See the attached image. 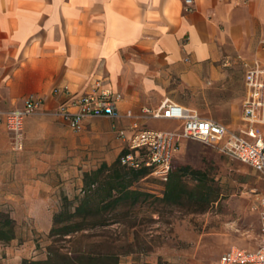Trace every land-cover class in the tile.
Wrapping results in <instances>:
<instances>
[{"label":"crops","instance_id":"obj_1","mask_svg":"<svg viewBox=\"0 0 264 264\" xmlns=\"http://www.w3.org/2000/svg\"><path fill=\"white\" fill-rule=\"evenodd\" d=\"M263 36L264 0H0V111L22 108L30 95L56 109L100 85L122 95L117 123L126 127L129 110L164 101L192 108L182 94L193 91L227 109L237 104L240 118L229 122L240 127L246 67L230 59L264 67ZM104 122L113 128V119ZM0 127L3 149L13 150ZM88 133L100 132L86 127L80 135ZM85 157L77 162L86 168Z\"/></svg>","mask_w":264,"mask_h":264},{"label":"rangeland","instance_id":"obj_2","mask_svg":"<svg viewBox=\"0 0 264 264\" xmlns=\"http://www.w3.org/2000/svg\"><path fill=\"white\" fill-rule=\"evenodd\" d=\"M234 58L230 61L246 67L245 58ZM182 95L200 116L221 120L217 117L221 115L231 129L239 128L229 122L231 116L237 121L240 118L237 104L227 109L193 91ZM28 119L21 150L3 149L0 127V212L14 219L16 234L10 241L0 240V264L45 259L52 247L72 254L75 249L93 255L113 254L119 264H219L220 255L231 246L257 245L264 179L249 164L193 139L181 142L173 166L190 165L206 171L209 183L217 189L216 200L166 204L161 200L165 183L148 174L133 186L148 193L147 197L133 205L129 200L121 202L105 211L104 224L57 240L50 235L51 209H59L65 196L75 200L84 187L85 169L112 165L120 157L121 144L112 126L104 122L106 116L87 119L80 131L50 108L38 110ZM181 124L168 119L148 121V126L161 129H176ZM86 127L100 133H88L84 138L80 132ZM8 139L11 143L9 131ZM81 144L87 148H80ZM81 152L86 156V168L77 162ZM11 158L20 160L10 164ZM186 179L189 186L196 183Z\"/></svg>","mask_w":264,"mask_h":264},{"label":"built area","instance_id":"obj_3","mask_svg":"<svg viewBox=\"0 0 264 264\" xmlns=\"http://www.w3.org/2000/svg\"><path fill=\"white\" fill-rule=\"evenodd\" d=\"M246 3L250 0H241ZM193 0H185L190 5ZM264 43V36H263ZM245 84L247 96L243 104L242 124L231 129L225 123L212 117H202L183 104L164 101L156 109H144L140 113L129 110L128 126H120L118 101L122 95L110 87H98L70 98L56 109L68 125L80 131L85 121L92 117L106 116L113 119V128L125 143L127 149L121 163L135 168L145 166L159 181H168L173 162L184 139L201 141L218 148L249 164L264 179V67L260 61L245 62ZM59 90V89H57ZM64 91L70 93L68 87ZM43 97L30 95L22 108L0 111V126L11 132V145L21 150L24 145L26 119L43 109ZM149 119H171L181 122L176 129H161L146 124ZM144 121V123H141ZM260 231L254 248L231 246L219 258V264H264V195L260 201Z\"/></svg>","mask_w":264,"mask_h":264},{"label":"trees","instance_id":"obj_4","mask_svg":"<svg viewBox=\"0 0 264 264\" xmlns=\"http://www.w3.org/2000/svg\"><path fill=\"white\" fill-rule=\"evenodd\" d=\"M125 153L127 149L121 151L119 159L112 165L102 163L98 168L84 172L82 193L75 200L64 197L59 209L54 212L50 235L60 240L68 234H77L88 226L104 224L105 211H111L127 200L131 205L136 204L149 195L133 186L139 179L151 174V170L145 166L135 168L123 165L121 157ZM186 177L196 182L194 186L188 185ZM217 195V189L209 183L206 171L190 165H180L175 168L173 166L168 181L165 182L161 200L166 204H181L185 199L205 204L216 200ZM71 207L74 209L71 210ZM15 236L14 219L0 212V240L10 241ZM73 253L52 247L45 259H23L20 264H119L113 254L93 255L79 249H75Z\"/></svg>","mask_w":264,"mask_h":264}]
</instances>
